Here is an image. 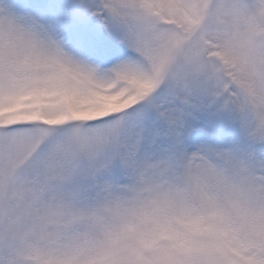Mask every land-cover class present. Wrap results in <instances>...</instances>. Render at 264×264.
I'll return each instance as SVG.
<instances>
[{"label":"snow or ice","instance_id":"snow-or-ice-1","mask_svg":"<svg viewBox=\"0 0 264 264\" xmlns=\"http://www.w3.org/2000/svg\"><path fill=\"white\" fill-rule=\"evenodd\" d=\"M0 264H264V0H0Z\"/></svg>","mask_w":264,"mask_h":264}]
</instances>
